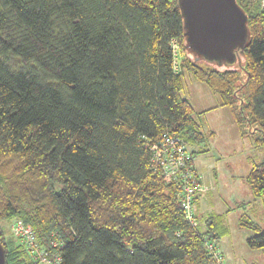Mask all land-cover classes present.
I'll return each mask as SVG.
<instances>
[{"label": "trees", "instance_id": "obj_1", "mask_svg": "<svg viewBox=\"0 0 264 264\" xmlns=\"http://www.w3.org/2000/svg\"><path fill=\"white\" fill-rule=\"evenodd\" d=\"M237 2L250 39L222 63L187 48L178 0H0L6 264H33L6 238L1 224L14 219L45 248L58 233L62 264H217L207 245L217 251L226 228L210 218L201 233L185 219L150 145L166 132L187 148L205 141L182 96L189 74L220 96L241 137L264 146V9ZM245 179L264 210V158ZM240 225L259 232L249 247L264 248L260 226Z\"/></svg>", "mask_w": 264, "mask_h": 264}, {"label": "rangeland", "instance_id": "obj_2", "mask_svg": "<svg viewBox=\"0 0 264 264\" xmlns=\"http://www.w3.org/2000/svg\"><path fill=\"white\" fill-rule=\"evenodd\" d=\"M242 1L251 7L259 2ZM183 82L182 96L192 104L194 118L206 136L203 143L188 146V151L198 152L193 157L194 168L202 175L204 185L213 189L202 193L194 203L198 229L205 232L210 218L215 219L218 228L221 225L226 228L217 242L215 254L218 252L221 258L216 259L217 264H264V248L253 249L248 245V239L259 232L240 225V219L246 216L264 232L263 202L251 194L245 179L247 167L250 169L253 163L263 160L264 146L256 147L252 139L240 137L228 113L230 110L220 107L222 101L218 94L189 74H185ZM12 222L1 224L7 239H17Z\"/></svg>", "mask_w": 264, "mask_h": 264}, {"label": "water", "instance_id": "obj_3", "mask_svg": "<svg viewBox=\"0 0 264 264\" xmlns=\"http://www.w3.org/2000/svg\"><path fill=\"white\" fill-rule=\"evenodd\" d=\"M178 5L188 49L210 61H236V51L243 52L250 39L249 16L237 0H178ZM0 264H6L1 241Z\"/></svg>", "mask_w": 264, "mask_h": 264}, {"label": "built area", "instance_id": "obj_4", "mask_svg": "<svg viewBox=\"0 0 264 264\" xmlns=\"http://www.w3.org/2000/svg\"><path fill=\"white\" fill-rule=\"evenodd\" d=\"M260 7L264 9V0H259ZM172 48L178 51L177 41H173ZM152 152V165L155 170H160L165 179L180 188L182 208L185 219L197 227L198 222L194 213V203L200 193L202 182L200 174L195 170L191 154L185 142L174 134L164 133L162 138L150 145ZM12 232L20 240L29 257L40 264H62L60 247L63 245L58 233H53L54 240L49 248L42 246L30 227L21 219H14L11 224ZM207 248L214 254L215 259H220L218 252L215 254L213 244ZM221 264V262H219Z\"/></svg>", "mask_w": 264, "mask_h": 264}, {"label": "crops", "instance_id": "obj_5", "mask_svg": "<svg viewBox=\"0 0 264 264\" xmlns=\"http://www.w3.org/2000/svg\"><path fill=\"white\" fill-rule=\"evenodd\" d=\"M201 112H208V111H210V110H200ZM229 114H230V116H231V113H230V111L228 112ZM231 118H232V116H231ZM233 119V118H232ZM233 121V120H232ZM233 123H234V121H233ZM238 130V129H237ZM238 133H239V131H238ZM240 135V134H239ZM241 137V136H240ZM242 138V137H241ZM251 169V168H250ZM250 169H249V167H247V174L249 173V171H250ZM201 176V182H202V187H201V190L202 191H200V193L197 195V198L202 194V193H209V192H211L213 189L211 188V186H209V188H208V186L207 185H204V183H203V179H202V175H200ZM212 189V190H211ZM196 198V199H197ZM194 213H195V209H194ZM195 217H196V214H195ZM196 219H197V217H196ZM198 221V220H197Z\"/></svg>", "mask_w": 264, "mask_h": 264}, {"label": "bare ground", "instance_id": "obj_6", "mask_svg": "<svg viewBox=\"0 0 264 264\" xmlns=\"http://www.w3.org/2000/svg\"><path fill=\"white\" fill-rule=\"evenodd\" d=\"M181 205H182V202H181ZM183 209V208H182Z\"/></svg>", "mask_w": 264, "mask_h": 264}]
</instances>
